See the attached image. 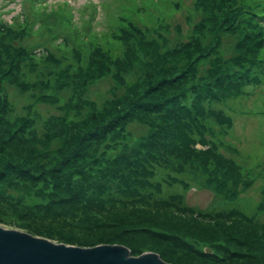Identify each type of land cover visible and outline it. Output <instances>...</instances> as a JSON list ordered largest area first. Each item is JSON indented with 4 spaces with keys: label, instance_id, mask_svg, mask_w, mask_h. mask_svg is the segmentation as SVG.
<instances>
[{
    "label": "trees",
    "instance_id": "trees-1",
    "mask_svg": "<svg viewBox=\"0 0 264 264\" xmlns=\"http://www.w3.org/2000/svg\"><path fill=\"white\" fill-rule=\"evenodd\" d=\"M160 3L165 13L182 5L180 0ZM195 14L200 18L192 21ZM186 16L188 39L175 45L130 23L117 36L132 37L144 62L150 56L158 62L120 98L94 104L86 113L81 109L89 105L87 99L72 95L63 113L44 121L43 137L26 129L29 119L6 117L7 103L0 99V223L77 246L121 243L132 255L151 250L172 264H264V223L243 206L196 212L185 206L181 188L188 185L187 167L207 184L220 185L212 175L205 177L215 162L235 177L224 180L226 190L217 187L220 195L233 199L239 183L246 182L234 160L206 140L211 119L228 126L231 121L204 101L243 94L260 82L261 73L253 71L264 67V0H193ZM225 36L234 37L227 50ZM0 50L7 57L0 70L23 88L20 62L28 52L12 41H1ZM138 53L134 57L140 58ZM171 59L179 60L178 68L164 66ZM205 60L211 66L202 72L199 64ZM81 77L90 80L82 70L76 81ZM132 121L148 130L130 142ZM183 143L188 151L183 157L182 150H168ZM169 155L177 160H168ZM193 188L198 189L189 186L186 197ZM40 199H46L45 208ZM144 200L153 205H141ZM52 221L72 230H56Z\"/></svg>",
    "mask_w": 264,
    "mask_h": 264
},
{
    "label": "rangeland",
    "instance_id": "rangeland-1",
    "mask_svg": "<svg viewBox=\"0 0 264 264\" xmlns=\"http://www.w3.org/2000/svg\"><path fill=\"white\" fill-rule=\"evenodd\" d=\"M158 2L0 0V42L12 41L28 52V56L25 55L27 59L20 62L19 78L27 83L23 88L15 85L13 76L0 70V99L8 107L5 116L11 121L29 119L32 122H28L31 125L26 126V129L43 137L44 134L40 133L43 132L44 121L53 114L63 113L65 109L62 107L72 95L81 94L89 102L81 109L83 113L90 111L94 104L101 105L104 101L120 98L125 91L130 90L133 81L139 80L142 72L151 69L159 59L150 56L149 62H144L141 51L134 49L135 40L132 37L117 36L122 34V30H129L130 23L150 37L166 40L169 45L188 39L186 33L190 22L186 20V12L193 7V0H180L182 5L172 7L170 13L163 12ZM107 6L116 13L117 19L108 16L105 10ZM156 13L166 18L156 19ZM199 18L195 14L192 21ZM153 19L159 22H153ZM115 25L118 27L115 28ZM233 42V36H225L223 48L230 49ZM96 46H102L105 52ZM137 52H140V58L134 57ZM6 58L0 50V64ZM107 61L112 63L109 69L103 66ZM178 63L179 60L171 59L164 66L175 69ZM208 66H211L209 60L199 64L202 72ZM128 67H131L130 71ZM80 70L90 80L82 81L81 77V80L76 81ZM258 72L261 73L260 82L251 83L243 94L204 101L212 108L221 110L231 121L228 126L211 119L210 130L205 134L206 140L210 145H215L216 152L234 160L246 182H240L236 197L228 199L217 192V187L221 185L226 190L223 182L226 180L231 183L235 178L233 170L215 162L216 168L205 173V177L212 175L217 178L218 185L214 182L207 184L194 167H187L184 178L188 185L181 187L187 208L206 213L216 208L229 210L231 205L243 206L255 220L264 223V67H258L253 74L257 75ZM127 127L132 138L130 142L142 138L148 130V126L137 121L128 123ZM184 144L170 146L168 150H182L183 157L188 154ZM196 147L205 146L197 143ZM168 160L175 161L177 158L169 155ZM199 164L203 172L202 162ZM189 186L198 189H191L186 197ZM40 200L44 201L42 205L45 208L46 199ZM141 205L153 204L144 200ZM51 226L59 231L72 230L58 221H52Z\"/></svg>",
    "mask_w": 264,
    "mask_h": 264
},
{
    "label": "water",
    "instance_id": "water-1",
    "mask_svg": "<svg viewBox=\"0 0 264 264\" xmlns=\"http://www.w3.org/2000/svg\"><path fill=\"white\" fill-rule=\"evenodd\" d=\"M0 224V264H172L151 250L132 255L121 243L77 246Z\"/></svg>",
    "mask_w": 264,
    "mask_h": 264
}]
</instances>
